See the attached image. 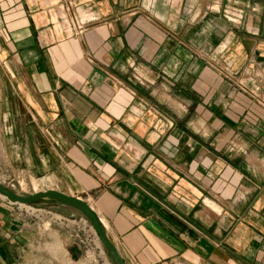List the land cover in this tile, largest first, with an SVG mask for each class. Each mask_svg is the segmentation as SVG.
<instances>
[{
	"label": "crops",
	"instance_id": "obj_1",
	"mask_svg": "<svg viewBox=\"0 0 264 264\" xmlns=\"http://www.w3.org/2000/svg\"><path fill=\"white\" fill-rule=\"evenodd\" d=\"M257 83L264 0H0V157L57 168L128 264H264ZM20 224L0 204V264L78 261Z\"/></svg>",
	"mask_w": 264,
	"mask_h": 264
},
{
	"label": "rangeland",
	"instance_id": "obj_2",
	"mask_svg": "<svg viewBox=\"0 0 264 264\" xmlns=\"http://www.w3.org/2000/svg\"><path fill=\"white\" fill-rule=\"evenodd\" d=\"M56 169L18 168L17 164L14 166L9 163L6 156L0 157V181L23 194L47 188L69 191L71 189L69 180L60 179ZM2 203L12 206L13 213L18 215L22 225L33 226L40 232L50 231L52 240L46 246L51 251H69L66 246L61 245V240L57 236L58 230L64 229L78 251L75 258L78 261L73 264H115L112 254L97 235L89 219L78 209L48 198L32 204H22L10 202L8 198L0 195V204ZM43 246L41 242L33 250H43ZM54 263L59 264V261L54 260ZM165 264L205 263L199 259L173 258L167 260Z\"/></svg>",
	"mask_w": 264,
	"mask_h": 264
},
{
	"label": "water",
	"instance_id": "obj_3",
	"mask_svg": "<svg viewBox=\"0 0 264 264\" xmlns=\"http://www.w3.org/2000/svg\"><path fill=\"white\" fill-rule=\"evenodd\" d=\"M0 193L14 203L32 204L40 199L48 198L56 199L59 202L78 209L89 219L97 235L112 254L115 264H128L125 257L120 253L117 245L108 236L100 216L94 210L93 206L82 196L68 193L57 188L40 189L31 194H23L16 192L1 181Z\"/></svg>",
	"mask_w": 264,
	"mask_h": 264
},
{
	"label": "built area",
	"instance_id": "obj_4",
	"mask_svg": "<svg viewBox=\"0 0 264 264\" xmlns=\"http://www.w3.org/2000/svg\"><path fill=\"white\" fill-rule=\"evenodd\" d=\"M249 89L258 98V100L264 102V85L257 83L250 86Z\"/></svg>",
	"mask_w": 264,
	"mask_h": 264
},
{
	"label": "bare ground",
	"instance_id": "obj_5",
	"mask_svg": "<svg viewBox=\"0 0 264 264\" xmlns=\"http://www.w3.org/2000/svg\"><path fill=\"white\" fill-rule=\"evenodd\" d=\"M0 195H2L3 197H5L3 194L0 193ZM10 201V200H9ZM11 202V201H10Z\"/></svg>",
	"mask_w": 264,
	"mask_h": 264
}]
</instances>
